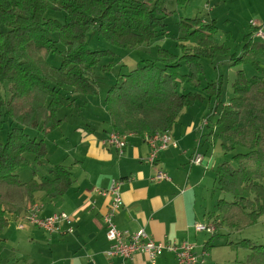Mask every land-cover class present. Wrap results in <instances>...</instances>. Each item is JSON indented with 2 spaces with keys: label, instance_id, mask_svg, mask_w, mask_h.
<instances>
[{
  "label": "trees",
  "instance_id": "trees-1",
  "mask_svg": "<svg viewBox=\"0 0 264 264\" xmlns=\"http://www.w3.org/2000/svg\"><path fill=\"white\" fill-rule=\"evenodd\" d=\"M175 2L183 5L188 0ZM48 10L64 12L65 19L45 17ZM167 14L163 0H0V130L4 118L11 124L0 142V234L9 218L26 211L17 196L33 204L35 192L50 199L69 186V172L61 164L51 167L50 178L43 180L23 181L17 171L42 163V137L61 124L60 108L97 93L91 71L112 51L90 49L87 35L95 32L115 47L134 48L164 33ZM177 28V54L157 46L153 60L119 73L107 88L103 102L111 129L139 135L169 132L185 108L205 98L214 100L209 112L216 111L215 122L212 129L206 124L207 134L230 157L217 165L215 185L231 196L230 201L217 200L220 218L214 226L224 223L234 229L254 223L264 217V68L252 77L238 69L231 81L232 96L218 109L220 82L201 87V59L225 56L228 49L215 40L216 26L199 17L179 18ZM242 43L243 55L264 52V42L252 33L245 34ZM52 52L60 54L59 65L49 63ZM181 63L187 72L180 71ZM179 84L201 88L202 93L180 92ZM25 127L40 138L30 136ZM234 246L248 251L241 264H264V241L241 239Z\"/></svg>",
  "mask_w": 264,
  "mask_h": 264
},
{
  "label": "crops",
  "instance_id": "crops-1",
  "mask_svg": "<svg viewBox=\"0 0 264 264\" xmlns=\"http://www.w3.org/2000/svg\"><path fill=\"white\" fill-rule=\"evenodd\" d=\"M220 2L227 25L236 24L240 37L252 32L250 20H264V0ZM216 103L205 98L185 108L168 132L176 146L169 144L159 149L153 163L147 161L152 148L146 134L120 133L126 141L122 150L103 144L102 140L113 131L103 108L101 116H87L85 126L75 123L68 134L63 130L62 134L50 137L51 147H47L44 139L62 128L61 122L42 137L46 149L42 163L26 166L32 167L31 172L21 170L26 168L22 167L17 174L23 181L31 177L43 180L50 178L48 170L51 167L61 164L69 172V186L54 198L49 199L37 191L33 204L18 196L16 202L26 210L32 205L39 206L41 217L66 213L71 218L72 231H67L65 222L60 224L59 231L51 233L27 223L18 229L17 223L23 215L20 213L10 218L12 223L8 221L0 234V264H119L121 258L108 257L105 253L111 242L102 220L111 200L105 191L114 179L122 181V205L113 217L118 229L129 233L143 229L154 241L165 244L187 241L193 245L197 264H206L209 261L207 248L214 244L211 239L219 232V226L210 234L196 231L194 225L206 223L214 227L213 221L220 218L210 209L216 208L219 199L215 192V169L226 155L220 147H215L212 135L204 134L206 124H210L206 116L215 114V110H209ZM81 105L89 106L87 101ZM91 125H96L98 130ZM195 154L200 155L198 162H192ZM158 170L165 172L169 179L151 180ZM127 264H177V258L174 251L164 249L151 262L145 253L137 252Z\"/></svg>",
  "mask_w": 264,
  "mask_h": 264
},
{
  "label": "rangeland",
  "instance_id": "rangeland-1",
  "mask_svg": "<svg viewBox=\"0 0 264 264\" xmlns=\"http://www.w3.org/2000/svg\"><path fill=\"white\" fill-rule=\"evenodd\" d=\"M163 6L168 11V14L164 18L165 32L148 44H142L134 48H118L104 41L95 32H90L87 35V42L90 49H110L112 54L110 56L101 57L98 64L94 66L91 71V75L97 80V93L86 97L87 100L85 101H87L89 106H87V108L80 107L83 101L78 100L75 101L72 106L64 105V107L57 111V115L63 118V125L61 126L62 128L52 132L50 134L51 136L44 139L47 147H51V144L48 142L50 141V137L52 139V137L62 134L63 130H66L68 134L69 128L73 127L75 123L85 126L88 122V119H86L88 118L87 116H92L93 114L101 116V114H103L101 108L106 111L103 103L106 90L116 79L120 78L118 76L119 73L127 72L143 61L153 60L156 55L157 46H161L177 54L179 49L175 38L179 36L177 28L179 18L199 17L213 23L216 26V32L214 34L215 40L228 49V53L225 56H219L214 60L206 58L201 59L203 69L199 76L201 87L209 81L220 82L221 98L218 109L222 104L227 103L228 99L232 96L231 81L238 69H242L247 77H252L259 74L258 68H264V52L250 51L246 55H243V43L241 42L243 36L240 37L237 32L236 24L231 23V25H227L228 23L224 19L225 11L223 10L220 0H214L213 2H208L207 0H189L183 5L176 4L175 0H163ZM45 17L63 21L65 19V13L62 11L48 10L45 13ZM50 36L53 38L56 37V35L52 33H50ZM57 47L59 50L62 49L60 44H57ZM240 55H243L244 58L238 59ZM60 60L61 56L57 52H52L48 57L49 63L55 66L60 64ZM180 71L182 73L187 72L185 64L181 63ZM177 89L180 92H202L201 88L191 87L185 84H179ZM205 105L206 107L209 106L208 104ZM211 105L213 106V102H211ZM198 106L197 104L195 108ZM206 119L210 123V127L211 124L215 122V116L213 114L209 115V117L207 115ZM10 125L9 119L4 118L0 130V142L6 140ZM91 126L98 130L96 125ZM25 131L30 136H35L37 140L40 138L39 133L34 129L25 127ZM208 131L209 129L206 127L204 134L206 135ZM211 143L213 144V142ZM65 144L68 145L66 142ZM215 145V147H219L216 142ZM225 158L226 160L230 159L229 155H226ZM27 169L30 172L32 171V167H26L21 170L26 171ZM215 192L218 194V198L227 201L231 200V196L228 193L218 189H215ZM210 211L217 213L215 207L210 209ZM9 223H12L10 218ZM214 228L216 230L215 226ZM218 230L219 232L213 235L211 239L214 244L209 245L207 248L209 261L206 262V264H241V262L245 260L248 251L242 247L234 246V243L241 239H249L255 244L262 243L264 241V217L259 218L254 223L244 224L234 229H230L223 223L219 226ZM208 236L209 234L206 235V237Z\"/></svg>",
  "mask_w": 264,
  "mask_h": 264
},
{
  "label": "built area",
  "instance_id": "built-area-1",
  "mask_svg": "<svg viewBox=\"0 0 264 264\" xmlns=\"http://www.w3.org/2000/svg\"><path fill=\"white\" fill-rule=\"evenodd\" d=\"M252 27V37L259 41L264 42V20L258 22L256 20L249 21ZM125 135V134H124ZM116 131H111L102 140L103 144L112 145L122 150L126 144L125 136ZM146 140L151 146L152 150L147 157V161L153 163L157 157L159 149L167 147L169 144L176 146V142L171 139L168 132H155L152 135L146 134ZM158 142V143H157ZM200 155L195 154L192 158V162H198ZM169 176L158 170L151 180H168ZM120 179H114L111 182L109 188L105 191L110 195V203L107 210L103 214V223L106 229V236L111 242L110 247L105 252L108 257H119L121 261L119 264H127L128 261H132L134 255L137 252L145 253L151 262L161 255L164 249L174 251L177 258V264H197L198 258L193 252V245L187 241H181L176 243L170 241L165 244L161 241H154L149 235L140 229L134 233H129L126 230H120L116 227L113 217L122 205V199L120 194ZM39 206L32 205L26 210L20 221L17 223L18 229L24 227V224H31L39 227L47 232H57L60 230V224L65 222L68 224L67 231L71 232V218L64 212H56L49 216L41 217L38 214ZM196 231H204L207 233H214L215 228L213 225L206 223H198L194 225Z\"/></svg>",
  "mask_w": 264,
  "mask_h": 264
}]
</instances>
